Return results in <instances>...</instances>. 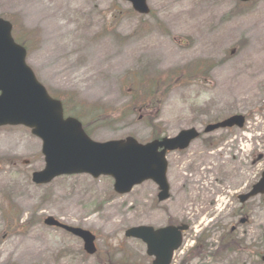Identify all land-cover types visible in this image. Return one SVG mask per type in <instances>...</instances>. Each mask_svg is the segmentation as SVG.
Returning a JSON list of instances; mask_svg holds the SVG:
<instances>
[{"label":"rangeland","instance_id":"1","mask_svg":"<svg viewBox=\"0 0 264 264\" xmlns=\"http://www.w3.org/2000/svg\"><path fill=\"white\" fill-rule=\"evenodd\" d=\"M148 4L152 13L140 16L119 0H0V18L13 24L28 65L50 94L79 113L94 141L132 136L145 144L157 133H202L188 150L168 155L171 198L159 203L152 182L124 196L108 177H62L37 186L32 174L45 166L42 142L24 127L0 128V264H151L145 245L125 231L169 223L191 227L173 264H231L224 255L194 258L189 251L200 235L216 249L234 226L235 239L248 249L238 264H252L264 252L261 200L245 205L247 224L235 215L237 195L264 170V161L241 170L238 154L240 137L255 159L264 154V0ZM198 65L211 70L198 82L176 85L157 114L131 101L133 74L164 76ZM82 106L102 110L99 122ZM235 114L247 117L242 131L203 134L208 124ZM48 216L90 230L98 253L88 256L82 241L46 227Z\"/></svg>","mask_w":264,"mask_h":264},{"label":"water","instance_id":"2","mask_svg":"<svg viewBox=\"0 0 264 264\" xmlns=\"http://www.w3.org/2000/svg\"><path fill=\"white\" fill-rule=\"evenodd\" d=\"M126 1L140 14L150 12L147 0ZM11 31L12 25L0 19V127L23 125L42 140L46 167L33 175V182L48 184L62 175L83 173L94 178L109 175L115 179V191L127 194L134 186L152 180L160 188L159 200H167L166 153L187 149L198 138L197 131H182L175 138H164L147 145H140L132 138L104 144L93 142L85 134L80 122L64 118L61 102L52 99L36 80L26 65V51L14 42ZM244 122V117L234 116L208 126L205 132L234 126L242 128ZM259 194H264V173L260 182L249 194L241 196L240 201L244 203ZM45 224L62 228L81 238L88 254L96 252L95 237L90 232L63 225L52 217L47 218ZM187 229V226H182L155 231L150 227H138L128 230L126 236L147 243L148 254L156 257L154 264H170L173 252L181 245L182 231Z\"/></svg>","mask_w":264,"mask_h":264},{"label":"trees","instance_id":"3","mask_svg":"<svg viewBox=\"0 0 264 264\" xmlns=\"http://www.w3.org/2000/svg\"><path fill=\"white\" fill-rule=\"evenodd\" d=\"M205 75L204 68L202 66H194L192 68H184L180 70L169 71L167 75L160 76L155 75L153 77H148L147 73H137L132 76L133 82L135 83L137 89L134 91L133 96L131 97L132 102L141 103L139 107L134 105L136 108H140V110H148L152 105L159 104L165 96L172 90L176 85L183 83H192L194 81H198L199 78ZM72 99V98H71ZM67 111V103L65 102ZM134 108V107H133ZM87 112L88 116L97 120L98 117L101 116V113L95 111L94 109L88 110L84 108ZM87 130V129H86ZM88 132V130H87ZM229 244L232 248H237L238 243L233 241V243L228 241H222V245ZM209 244L207 242V238L204 236H200L197 240L196 246L191 250L190 256L192 257H205L209 253ZM216 254V253H214ZM189 260H187L188 262ZM261 264V263H257Z\"/></svg>","mask_w":264,"mask_h":264},{"label":"flooded vegetation","instance_id":"4","mask_svg":"<svg viewBox=\"0 0 264 264\" xmlns=\"http://www.w3.org/2000/svg\"><path fill=\"white\" fill-rule=\"evenodd\" d=\"M243 141H244L243 138L240 137V142H239L240 151H238V154H239V158L241 160V162H240L241 170L244 167L249 168V167H252L255 165V163H254L255 151H254L253 147H250V148L245 150L243 147L244 146ZM246 143L248 144V142H246ZM250 146H252V143H250ZM261 161H264V156L262 157ZM245 163H246V165H245Z\"/></svg>","mask_w":264,"mask_h":264}]
</instances>
